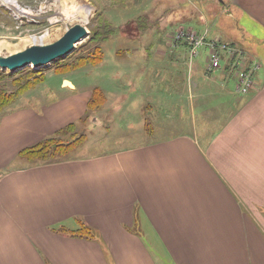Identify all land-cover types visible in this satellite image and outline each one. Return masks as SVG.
Segmentation results:
<instances>
[{
	"label": "crops",
	"instance_id": "obj_1",
	"mask_svg": "<svg viewBox=\"0 0 264 264\" xmlns=\"http://www.w3.org/2000/svg\"><path fill=\"white\" fill-rule=\"evenodd\" d=\"M221 1L242 23L219 18L210 32L221 6L195 5L189 19L175 1V30L235 42L239 28L264 56V0ZM169 46L118 50L126 64L121 76L111 67L104 117L123 121L126 145L83 144L44 163L19 155L70 122L80 128L99 86L70 76L54 73L0 112V264H264L263 66L240 94L228 59L209 70L206 47L190 57L186 44ZM82 226L92 233L78 235Z\"/></svg>",
	"mask_w": 264,
	"mask_h": 264
},
{
	"label": "rangeland",
	"instance_id": "obj_2",
	"mask_svg": "<svg viewBox=\"0 0 264 264\" xmlns=\"http://www.w3.org/2000/svg\"><path fill=\"white\" fill-rule=\"evenodd\" d=\"M175 1L185 2L189 6V19H194L198 14L195 5L206 10L211 3H217L218 7L212 8V13L221 6L220 11L214 12L218 17L214 21L211 20L213 23L210 32L215 26H219V23L224 24L226 20H231L232 15L237 17L238 24L242 23L237 7L224 5L221 0H0V48L3 51L1 56L12 54L34 43L52 42L68 27L78 22L88 29L87 36L76 44L70 54L51 64L39 69L27 66L16 72H10L0 66V92L5 94L4 96H10L8 101L3 97L2 103L7 102L0 107V112L10 103H17L19 96L26 94L43 80L49 84L55 74L70 76L75 82L99 86L103 101L96 107H86L85 114L79 121L80 128L77 131L75 126L70 132L74 136L82 134L81 139L77 145L71 144L68 147L64 152L65 156L80 152V146L83 144H87L81 149L85 153L98 147L115 146L118 142L126 145L131 136L124 135L127 129L123 126V121L120 126H109L108 119L104 117V113L111 110V103H105L110 89L108 78L111 67L116 65L117 74L122 75L126 56L120 54L119 49L124 51L126 47L132 46L151 52L155 48L168 49L169 45L175 46V25L178 24L175 23ZM219 18L217 23L216 19ZM201 25L204 26L205 22ZM231 28L234 29V26ZM239 30L235 28L234 35L230 37L235 42H230L244 50L251 60L259 59L263 71L264 56L255 51L258 48L255 43L249 44V39H238L241 36ZM21 38L26 42L20 43ZM200 50H203L202 47ZM149 57L158 58L155 55ZM92 58H96V61H92ZM103 103L104 106H101ZM95 114L98 115V123L92 122L91 116ZM70 134L63 136L67 143L74 138ZM28 161L30 164L44 163L40 160Z\"/></svg>",
	"mask_w": 264,
	"mask_h": 264
},
{
	"label": "built area",
	"instance_id": "obj_3",
	"mask_svg": "<svg viewBox=\"0 0 264 264\" xmlns=\"http://www.w3.org/2000/svg\"><path fill=\"white\" fill-rule=\"evenodd\" d=\"M174 34L173 42L186 44L190 57L197 55L201 47L207 48L209 70L219 68L223 59H228L237 93H246L254 86V72L260 68L258 59L251 60L244 50L231 42L219 37L209 38L207 30L199 32L188 27H179Z\"/></svg>",
	"mask_w": 264,
	"mask_h": 264
},
{
	"label": "water",
	"instance_id": "obj_4",
	"mask_svg": "<svg viewBox=\"0 0 264 264\" xmlns=\"http://www.w3.org/2000/svg\"><path fill=\"white\" fill-rule=\"evenodd\" d=\"M87 34L88 29L85 25L80 22L75 23L52 42L34 43L12 54L0 56V66L10 72L19 71L27 66L39 69L70 54Z\"/></svg>",
	"mask_w": 264,
	"mask_h": 264
},
{
	"label": "trees",
	"instance_id": "obj_5",
	"mask_svg": "<svg viewBox=\"0 0 264 264\" xmlns=\"http://www.w3.org/2000/svg\"><path fill=\"white\" fill-rule=\"evenodd\" d=\"M92 61H96L95 59H91ZM5 94H2L0 92V107H2L3 105H5L4 103H6L10 96H4ZM3 97L7 98V101L2 103L3 101ZM103 101V96H102V92L101 90H99L98 88H94L92 95L87 103V106L89 108H93L96 107L98 104H100ZM75 122H70L68 123L66 126L60 128L54 135L51 136H47L44 139L36 142L35 144H32L30 146H26L24 148H22L19 151V155L21 157H24L28 160H40V161H44V162H52V161H57L60 160L62 158H65V154L64 152L66 150H68V147L71 144L77 145L78 140L81 139V135H77L75 134L72 135L70 134L71 130H73L75 128ZM69 133L71 137H74L71 141H69L68 143L63 140V136ZM79 232L78 235L81 236H86L87 234L90 235V233H92V230L89 227L86 226H82V229L77 230V233Z\"/></svg>",
	"mask_w": 264,
	"mask_h": 264
},
{
	"label": "bare ground",
	"instance_id": "obj_6",
	"mask_svg": "<svg viewBox=\"0 0 264 264\" xmlns=\"http://www.w3.org/2000/svg\"><path fill=\"white\" fill-rule=\"evenodd\" d=\"M20 41H22V42H20V43H25L26 41H24V39H20ZM3 54V51L1 50V48H0V56ZM65 83L66 84H68L69 82L68 81H65Z\"/></svg>",
	"mask_w": 264,
	"mask_h": 264
}]
</instances>
